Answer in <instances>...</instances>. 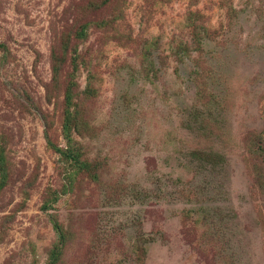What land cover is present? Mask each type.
Here are the masks:
<instances>
[{
  "label": "rangeland",
  "instance_id": "obj_1",
  "mask_svg": "<svg viewBox=\"0 0 264 264\" xmlns=\"http://www.w3.org/2000/svg\"><path fill=\"white\" fill-rule=\"evenodd\" d=\"M261 138L264 0H0V264H264Z\"/></svg>",
  "mask_w": 264,
  "mask_h": 264
},
{
  "label": "trees",
  "instance_id": "obj_2",
  "mask_svg": "<svg viewBox=\"0 0 264 264\" xmlns=\"http://www.w3.org/2000/svg\"><path fill=\"white\" fill-rule=\"evenodd\" d=\"M86 35H87V32H86L85 28L83 27L80 30V32L78 33L77 36L79 38H85ZM180 47H181V49L183 48L182 45ZM74 51H76V48L74 49ZM184 51H186V50H184ZM79 58L83 59L81 54L77 53L76 58H73L72 63L76 64L77 61L79 60ZM60 61H61V59L59 57L55 56V58L53 60V63H54L53 71H54L55 74L59 73V66H60L59 62ZM70 90L71 89H69V92L67 94V100H70V96H71ZM66 126H68V125H66ZM48 142L50 143L49 139H48ZM259 142H261L259 144L261 146V149H264V139L261 138ZM54 149L57 150V151L61 150L58 147H54ZM61 151L63 152V150H61ZM191 155H192V157L195 160H197V167H198L199 170H203L201 172L204 173V174H206L205 170L207 169L208 164H211L212 167H215L219 163V162H217L216 159H219V160L220 159H224V154H222L219 151H216V152H214V151L204 152V151L197 150V151L192 152ZM72 156H75V155H72ZM76 158H78V157H76ZM213 171L214 170L210 171V173H212L214 175ZM210 173H209V175H210ZM2 174H3V171H2ZM62 241H65V236L63 234H62ZM60 249H61V246L57 245L56 248L54 250H52V252L50 254V264H57L58 263V261L61 258V255H62V253H60Z\"/></svg>",
  "mask_w": 264,
  "mask_h": 264
}]
</instances>
